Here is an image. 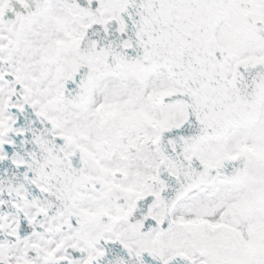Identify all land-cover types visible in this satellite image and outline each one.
<instances>
[{"label":"snow or ice","instance_id":"snow-or-ice-1","mask_svg":"<svg viewBox=\"0 0 264 264\" xmlns=\"http://www.w3.org/2000/svg\"><path fill=\"white\" fill-rule=\"evenodd\" d=\"M0 264H264V0H0Z\"/></svg>","mask_w":264,"mask_h":264}]
</instances>
